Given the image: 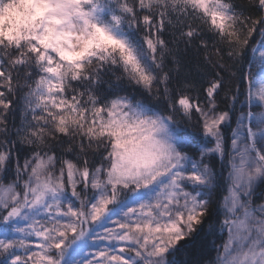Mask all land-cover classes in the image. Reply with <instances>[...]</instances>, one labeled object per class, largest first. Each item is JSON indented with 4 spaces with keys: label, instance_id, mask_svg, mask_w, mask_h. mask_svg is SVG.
Here are the masks:
<instances>
[{
    "label": "snow or ice",
    "instance_id": "snow-or-ice-1",
    "mask_svg": "<svg viewBox=\"0 0 264 264\" xmlns=\"http://www.w3.org/2000/svg\"><path fill=\"white\" fill-rule=\"evenodd\" d=\"M0 264H264V0H0Z\"/></svg>",
    "mask_w": 264,
    "mask_h": 264
},
{
    "label": "trees",
    "instance_id": "trees-1",
    "mask_svg": "<svg viewBox=\"0 0 264 264\" xmlns=\"http://www.w3.org/2000/svg\"><path fill=\"white\" fill-rule=\"evenodd\" d=\"M216 242H217V243H220L221 241L217 240ZM212 255L214 256V255H215V253L213 252V253H212Z\"/></svg>",
    "mask_w": 264,
    "mask_h": 264
}]
</instances>
